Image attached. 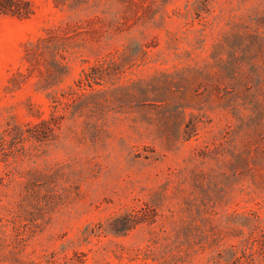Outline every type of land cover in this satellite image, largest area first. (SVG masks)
<instances>
[{"label": "rangeland", "instance_id": "374dc122", "mask_svg": "<svg viewBox=\"0 0 264 264\" xmlns=\"http://www.w3.org/2000/svg\"><path fill=\"white\" fill-rule=\"evenodd\" d=\"M31 1L0 14V264H264V0Z\"/></svg>", "mask_w": 264, "mask_h": 264}, {"label": "trees", "instance_id": "16d2710c", "mask_svg": "<svg viewBox=\"0 0 264 264\" xmlns=\"http://www.w3.org/2000/svg\"><path fill=\"white\" fill-rule=\"evenodd\" d=\"M33 11V4L31 0H0V14L12 15L16 17H27ZM38 128L35 132L36 137L39 139L46 137V130ZM43 133V134H41Z\"/></svg>", "mask_w": 264, "mask_h": 264}]
</instances>
